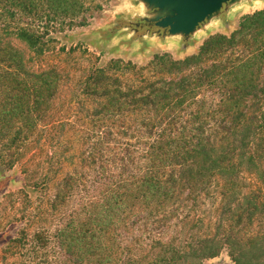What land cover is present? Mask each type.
<instances>
[{"label": "trees", "instance_id": "16d2710c", "mask_svg": "<svg viewBox=\"0 0 264 264\" xmlns=\"http://www.w3.org/2000/svg\"><path fill=\"white\" fill-rule=\"evenodd\" d=\"M100 10L88 0H0V172L35 145L47 158L24 168L25 190H54L36 208L26 192L28 229L6 257L208 264L227 251L235 264H264V11L184 60H114L90 72L73 93V119L56 123L65 71L30 63L55 53V33L87 26ZM78 127L79 150L66 133ZM247 180L262 197L241 195ZM214 186L230 203L205 224L198 208Z\"/></svg>", "mask_w": 264, "mask_h": 264}, {"label": "rangeland", "instance_id": "374dc122", "mask_svg": "<svg viewBox=\"0 0 264 264\" xmlns=\"http://www.w3.org/2000/svg\"><path fill=\"white\" fill-rule=\"evenodd\" d=\"M88 4L101 5L102 10L95 12L84 27H73L55 33V53H51L47 60L40 63H30V67L39 71L48 65H60L65 71V86L57 106L54 121L67 122L73 119L69 112V105L73 93L77 91L84 78L90 72L108 67L114 60L132 62L139 67H146L157 55L169 54L174 60H184L199 52L204 42L214 35L230 36L240 28L243 19L248 15L264 11V0H236L229 3L223 10L213 15L196 31L186 37L184 34L172 35L168 31L156 28L153 23L170 14L169 9H160L157 5L149 4L145 0H88ZM244 50V49H242ZM79 128V127H78ZM66 131L69 137L75 139L77 150L80 148L79 136L83 131L79 129ZM66 134V136H67ZM72 150L74 148L72 147ZM35 145L29 147L22 164L12 170L0 172V264H21L18 256L5 255L6 249L12 245L20 233L28 227L24 204L27 201L26 192L33 208H36L46 195L52 198L54 190L52 184L49 189L25 190L26 179L24 168L33 171L40 162L46 161L47 153L40 158ZM38 158V159H36ZM42 186V184H40ZM250 181H245L241 188V195L254 192ZM47 193V194H46ZM256 195L262 197L258 189ZM237 201V198L232 199ZM230 203L224 201L221 189L214 186L209 196H205L198 208V214L205 220V224L216 223L217 217L223 218L228 208L221 205ZM219 210V213L217 211ZM32 213V210L31 212ZM245 221L241 223L244 225ZM260 228L257 223L253 229ZM37 227L29 228L33 234ZM174 233V232H171ZM140 235V231H137ZM126 237L125 245L134 250L130 243L132 236ZM208 264H235L227 251L218 258L210 260Z\"/></svg>", "mask_w": 264, "mask_h": 264}, {"label": "water", "instance_id": "95a60500", "mask_svg": "<svg viewBox=\"0 0 264 264\" xmlns=\"http://www.w3.org/2000/svg\"><path fill=\"white\" fill-rule=\"evenodd\" d=\"M160 9H169L170 14L153 23L156 28L169 34H184L188 37L213 15L236 0H145Z\"/></svg>", "mask_w": 264, "mask_h": 264}]
</instances>
